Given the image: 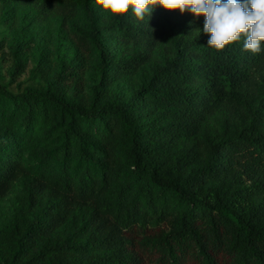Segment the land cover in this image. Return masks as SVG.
Instances as JSON below:
<instances>
[{"label": "trees", "instance_id": "obj_1", "mask_svg": "<svg viewBox=\"0 0 264 264\" xmlns=\"http://www.w3.org/2000/svg\"><path fill=\"white\" fill-rule=\"evenodd\" d=\"M0 23V264H264V52L162 6L0 0Z\"/></svg>", "mask_w": 264, "mask_h": 264}, {"label": "clouds", "instance_id": "obj_2", "mask_svg": "<svg viewBox=\"0 0 264 264\" xmlns=\"http://www.w3.org/2000/svg\"><path fill=\"white\" fill-rule=\"evenodd\" d=\"M156 6L178 9L181 15L185 10L197 18L203 15L207 46L214 51L242 41V51L264 52V0H96V7L109 21L127 14L144 22Z\"/></svg>", "mask_w": 264, "mask_h": 264}, {"label": "rangeland", "instance_id": "obj_3", "mask_svg": "<svg viewBox=\"0 0 264 264\" xmlns=\"http://www.w3.org/2000/svg\"><path fill=\"white\" fill-rule=\"evenodd\" d=\"M0 33L1 36L5 33V26L2 23H0ZM6 53H8L7 50L4 54L0 52V67L2 69V73L5 76V82H7L10 78L8 75V68L12 65V59L10 56L6 55ZM32 66L33 65L31 64L27 72L20 78L21 81H27L29 79V70L32 68ZM12 89L15 90L16 87L12 86ZM14 195V193H10L4 200L0 202V228H2L14 214Z\"/></svg>", "mask_w": 264, "mask_h": 264}]
</instances>
